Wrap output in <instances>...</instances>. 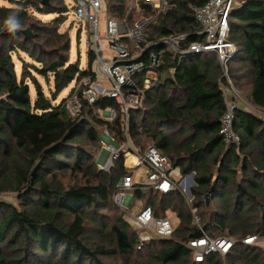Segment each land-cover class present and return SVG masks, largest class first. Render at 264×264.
Returning a JSON list of instances; mask_svg holds the SVG:
<instances>
[{
  "label": "trees",
  "instance_id": "obj_1",
  "mask_svg": "<svg viewBox=\"0 0 264 264\" xmlns=\"http://www.w3.org/2000/svg\"><path fill=\"white\" fill-rule=\"evenodd\" d=\"M9 2L16 7L0 6V193L16 192L18 206L0 202V264H109L103 257L140 250L138 234L123 217L107 228L112 248L86 239L87 220L107 204L119 181L128 175L124 153L109 171L96 164L87 149L100 145L96 125L106 126L122 142L134 143L138 151L152 142L182 173L195 172L190 211L181 192L149 189L162 196L161 207L154 208L152 202L155 215L162 216L159 208L165 211L170 206L181 221L171 238H157L164 246L150 253L151 264H225L224 260L227 264H264L259 247L242 243L247 236L264 237V118L237 108L234 129L241 143L225 144L219 130L228 99L223 86L229 87V82L216 56L187 53L180 58L165 53L161 69L173 66L174 78H169L168 84L159 80L146 91L143 107L129 112L126 132L117 98L101 96L94 103L82 98L83 80L95 79L91 67L96 55L89 47L86 68L70 62L72 39L67 33H57L69 12L65 0H50L48 5H42V0ZM115 2L118 8L112 13L122 18L126 13L123 1ZM172 2L175 7L153 24L151 39L178 32L187 33L189 41L201 40L191 7L207 0ZM29 9L57 17L45 25ZM12 14L21 23L14 33L7 32L4 23ZM230 25L229 38L239 48V54L229 61L234 62L231 78L239 84L236 77L240 71V77L250 84L251 103L264 111V0H241ZM26 29L31 30L32 38L23 34ZM53 35L57 40L46 51L48 43L39 41L45 38L49 42ZM20 51L39 66L34 64L32 69L23 61L18 73L13 54ZM214 61L219 65L212 66ZM35 74L49 82L52 78L50 95ZM28 79L32 80L34 96ZM71 83L74 86L69 95L58 102ZM74 96L81 100V112L71 116L68 101ZM107 108L116 109L118 115L113 120H104L96 113ZM224 159L226 164L216 177L208 172L209 160L220 165ZM67 173L74 180L70 185L62 181L61 176ZM135 187L142 197L140 184ZM194 208L200 218V210L214 209L201 227L205 233L229 235L239 241L228 255L212 254L202 263L194 260L185 245L203 235L194 224ZM174 235L183 241H174Z\"/></svg>",
  "mask_w": 264,
  "mask_h": 264
},
{
  "label": "built area",
  "instance_id": "obj_2",
  "mask_svg": "<svg viewBox=\"0 0 264 264\" xmlns=\"http://www.w3.org/2000/svg\"><path fill=\"white\" fill-rule=\"evenodd\" d=\"M126 11L122 18L115 16L112 9L118 8L115 0H72L67 4L69 11L80 21H84L89 37V47L94 51L96 58L91 70L95 79L83 80L82 98L94 103L101 96L117 98L120 111L126 119L125 131L128 130V116L132 108H139L145 101L146 91L159 81L163 56L173 53L180 58L187 53L201 54L213 53L218 59L224 77L232 86L229 76V61L239 54L237 44L230 40V18L234 9L241 0H207L200 6H192L194 17L199 26L198 34L201 40H187V33H172L169 36L156 40L151 39V28L157 18L166 14L175 7L172 0H122ZM69 13V12H68ZM101 15L105 19V34L100 35L99 26ZM82 27V25H81ZM81 27L79 31L81 32ZM108 43L107 50L101 46L102 41ZM181 43H184L181 45ZM86 68V67H85ZM230 91V90H228ZM81 100L77 96L68 101L71 116L81 112ZM234 101L221 117L220 134L225 144L239 146L240 135L234 129L235 111ZM111 120L116 117L115 108H110ZM130 148L124 153L126 167H146L145 176L140 181V188L151 189L156 192L169 193L179 191L184 195V184L191 196V190L196 186L195 172L184 175L181 168L175 166L171 159L165 155L154 143L150 142L143 151L136 150L130 141ZM110 149V148H109ZM107 148V150H109ZM132 155L136 161L132 166L127 165L128 156ZM118 156V155H117ZM113 154V157H117ZM184 175V176H183ZM133 176L125 175L121 180L118 191V200L123 198L124 192L135 188ZM197 208L193 209L195 215ZM167 213V211H166ZM136 229L139 240L156 238H171L176 226L168 214L157 216L151 205L142 207L132 216L131 221ZM202 229V228H201ZM197 238L188 240L185 245L190 249L194 260L204 262L212 254L228 255L239 242L229 235L211 236L205 233ZM259 241L257 235L247 236L242 240L246 245H255Z\"/></svg>",
  "mask_w": 264,
  "mask_h": 264
},
{
  "label": "rangeland",
  "instance_id": "obj_3",
  "mask_svg": "<svg viewBox=\"0 0 264 264\" xmlns=\"http://www.w3.org/2000/svg\"><path fill=\"white\" fill-rule=\"evenodd\" d=\"M66 3L71 4L73 3L72 0H65ZM8 5H11L12 7H16L14 4L9 2V0H5L4 5L0 6H5L8 7ZM29 13L33 14L36 20L42 21L41 23H44L45 25H48L49 23L52 22L53 19L57 17L56 14H40L37 13L31 9H29ZM40 23V22H39ZM82 25V27H81ZM81 27V32L79 31ZM99 31L100 35L103 37L105 34V19L103 15H101L100 19V26H99ZM57 33H67L70 38L72 39L71 42V49H70V62L71 63H77L79 62L82 68H85L89 64V59H88V50H89V42H88V29L84 23V21H80L79 18L76 17L74 14L73 10H70L69 13H67V18L64 19L58 26L57 28ZM178 33V32H176ZM49 42H45V38H42L39 43H48L47 45L49 46L48 48L46 47V51L50 50V46L53 44L55 40H57V37L55 35L48 37ZM101 46L103 49L107 50L108 43L106 41L101 42ZM13 58L16 60L17 63V71L19 73L20 67L23 61H27L29 63V67L32 68L34 67V64L39 66V63H35L29 56L28 53L24 51H20L18 53L13 54ZM44 59L48 60L49 58L47 56H44ZM234 62L229 63L228 68H229V76L231 77V69L233 66ZM33 69V68H32ZM36 79L41 83L43 86L45 92L47 95L51 94V87H53V81L52 78L49 81H46L42 76L35 74ZM222 75L224 76L223 70H222ZM226 79V77H225ZM232 83L233 85L231 86L229 84L228 90V99H227V104L230 106L232 103L231 101H234L237 106L239 104L243 105L245 109L251 110V111H256L260 113L262 117H264V111L261 113L258 110H256L255 106L253 103H251L248 92L250 89V85H245V86H239L232 77ZM227 80V79H226ZM28 83L31 86L32 94L33 96L35 95V89L33 87V83L31 79L27 80ZM228 81V80H227ZM74 86V83H71L68 87H66L61 94L58 97V102L65 98L66 96L69 95L70 91L72 90ZM227 88V87H226ZM230 96L234 97V100L230 98ZM242 97V99H241ZM144 103L142 104L141 107H143ZM96 113H98L99 117L110 121L112 117V113L110 111V108H107L105 110H98ZM118 115V113H117ZM96 128L98 129L99 132V139H100V145L98 147H88L87 149L92 152L94 155V159L96 164L100 169H104L109 171L111 167L115 164L116 159L119 158L121 153H125L129 148L130 145L126 142H122L118 137H116L108 128L104 125H96ZM134 148L139 149V147L134 146V143H130ZM107 148L109 150H107ZM113 154H116L117 157H113ZM125 155V154H124ZM126 157V156H125ZM126 161V159H125ZM224 161L219 165L217 164L214 160H209L207 167H208V172H211L215 177L219 173V168L223 163L226 164ZM126 164V162H125ZM126 166V165H125ZM239 168V167H238ZM128 169V174L133 176V179L136 183H140L141 179L145 176V166H140L139 168H129ZM187 174V173H186ZM185 175V174H184ZM183 175V176H184ZM63 177L62 181L66 185H70L73 183V178L67 173L66 175H62ZM242 174L238 176V180H241ZM192 182L189 181L187 187H191ZM117 191L114 193V195L111 196L110 200L107 202V204H102L100 209L97 212H94L91 217L87 220L86 224V239L89 241L91 244H107L108 248H112V242H111V234L108 232L107 228H109L112 224H114L119 218L123 217L125 220H127L130 224L132 223V216L138 212L142 207L147 206V205H152L153 207H161L163 204H161V198L162 196L159 194H153L150 193L149 189L143 188L142 191H144L143 196L140 197L136 193L137 187L134 189L124 192L123 198H119L118 200V189H120L121 186V180L119 181L117 185ZM186 185L184 184V190L187 195H184L183 200L186 205V209L190 211L192 205H190V198L191 196L188 193ZM193 188L191 190V194L193 196ZM193 199V198H192ZM218 201V199L216 200ZM0 202H7V203H12L16 206H18V197L16 192H1L0 193ZM153 202V203H152ZM180 205V203H177V207ZM216 205H214L215 207ZM153 208V209H154ZM167 211V213H166ZM214 211L213 208L210 210H206L205 208L200 210V212H203L201 215V218L199 215L196 214L194 215V224L201 228L204 224H206L209 221L210 214ZM158 213L160 215H166L168 214L170 217L175 220L174 224L176 228L180 225V219L178 217V212L177 210L173 207L167 208L165 211H163L161 208H159ZM131 231L137 233L136 229L133 227L131 224ZM174 241H183L181 237H177L174 235ZM259 241L253 245L255 247H259L261 254L264 256V237L258 235ZM151 239L156 240L154 244L149 245V241ZM149 241L142 240L140 245H138V252L132 253L131 255H111L108 257H103V260L106 263L109 264H151L150 261V253L158 251L164 244H161L157 242V238L155 236H152ZM156 262V261H155ZM225 264H227V261H223Z\"/></svg>",
  "mask_w": 264,
  "mask_h": 264
},
{
  "label": "crops",
  "instance_id": "obj_4",
  "mask_svg": "<svg viewBox=\"0 0 264 264\" xmlns=\"http://www.w3.org/2000/svg\"><path fill=\"white\" fill-rule=\"evenodd\" d=\"M215 65H219L218 64V62L217 61H214L213 63H212V66H215ZM244 71H242V73H243ZM237 73H238V75H237V82L240 84V85H242L243 83H245V85L247 84H249L248 83V81H245L242 77H240L241 75V72L240 71H237ZM174 75H175V68L173 67V66H171V67H165V68H163L162 69V72L160 73V77H159V80L161 81V83H167L168 84V79L169 78H174ZM250 85V84H249ZM227 87V88H226ZM223 89H224V91H225V95L227 96L228 95V92H230V91H228V86H223ZM230 98L232 99V100H234V97H232V96H230ZM241 99H242V97H241ZM255 106V105H254ZM239 108H241V109H243V110H245L246 112H253V113H256L257 115H259L260 116V113H258V112H256V111H249V110H247V109H245V107L241 104H239ZM255 108H256V110H258L259 112H263V111H261V110H259L256 106H255ZM264 118V117H263ZM179 167V166H178ZM175 221V220H174Z\"/></svg>",
  "mask_w": 264,
  "mask_h": 264
},
{
  "label": "clouds",
  "instance_id": "obj_5",
  "mask_svg": "<svg viewBox=\"0 0 264 264\" xmlns=\"http://www.w3.org/2000/svg\"><path fill=\"white\" fill-rule=\"evenodd\" d=\"M4 4H5V0H0V5H4ZM8 7H12V6L8 5ZM4 23L8 31L12 33H14L17 29L21 28V23L15 14L9 15Z\"/></svg>",
  "mask_w": 264,
  "mask_h": 264
},
{
  "label": "water",
  "instance_id": "obj_6",
  "mask_svg": "<svg viewBox=\"0 0 264 264\" xmlns=\"http://www.w3.org/2000/svg\"><path fill=\"white\" fill-rule=\"evenodd\" d=\"M50 0H42V5H48ZM7 32H9L7 30ZM23 34L25 35L26 38H32L33 37V33L31 32L30 29H26L23 31ZM184 43H181V45H183ZM209 201V200H208Z\"/></svg>",
  "mask_w": 264,
  "mask_h": 264
},
{
  "label": "bare ground",
  "instance_id": "obj_7",
  "mask_svg": "<svg viewBox=\"0 0 264 264\" xmlns=\"http://www.w3.org/2000/svg\"><path fill=\"white\" fill-rule=\"evenodd\" d=\"M136 159L132 156H128L127 165L132 166L135 163Z\"/></svg>",
  "mask_w": 264,
  "mask_h": 264
}]
</instances>
